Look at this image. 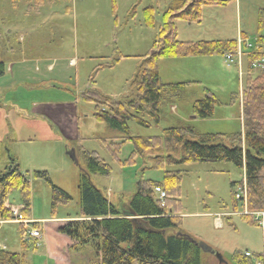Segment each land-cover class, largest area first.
I'll return each mask as SVG.
<instances>
[{
  "label": "rangeland",
  "instance_id": "1",
  "mask_svg": "<svg viewBox=\"0 0 264 264\" xmlns=\"http://www.w3.org/2000/svg\"><path fill=\"white\" fill-rule=\"evenodd\" d=\"M169 1L115 0L113 5L112 0H0V62L5 66L0 77V172L13 159L28 179L30 193L23 235L19 221H1L0 250L24 256V264H95L98 258L91 247L74 249L70 246L74 241L58 231L62 219L79 215L81 151L88 150L110 168L108 176L90 175V181L120 209L127 208L138 182H160L164 170L181 171L176 195L180 209L172 216L179 217L185 234L223 259L219 263L211 253L202 252L201 264H238L231 260L234 252H249V264L264 256V230L242 218L245 206L232 209L231 183L244 181L241 169L229 162L175 167L164 162L157 167L152 153L135 156L130 165L120 164L118 160L125 161L133 151L132 142L115 149L111 142L123 141V135L98 122L94 104L84 98L89 92L114 101L132 98L131 82L144 56L153 51ZM224 1L221 6H204L199 23L175 21L177 41L238 42L243 32V40L254 45L259 12L264 24V0ZM148 6L154 9V27L143 24L142 10ZM257 32L264 34L263 25ZM240 70L238 61L229 63L225 55L160 59L161 82L191 84L183 101L163 109L158 124L142 127L128 122L131 136H159L180 122L200 133L243 136ZM203 88L218 103L207 119L197 118L191 109L192 102L204 97ZM62 117L73 135L62 128ZM228 137L223 139L226 146ZM34 171H46L52 184L72 198L70 203L52 210L51 188L34 179ZM238 187L233 190L239 192ZM7 204L15 214L22 209L17 190L8 195ZM33 223L41 235L35 241L27 239ZM22 239L27 240L25 248Z\"/></svg>",
  "mask_w": 264,
  "mask_h": 264
},
{
  "label": "trees",
  "instance_id": "2",
  "mask_svg": "<svg viewBox=\"0 0 264 264\" xmlns=\"http://www.w3.org/2000/svg\"><path fill=\"white\" fill-rule=\"evenodd\" d=\"M225 3L224 0H170L162 12L153 51L144 56L140 70L131 82L132 98L114 101L92 92L85 94L84 98L94 104L93 115L98 122L123 135V141L111 142L115 149L124 141L132 142L133 151L125 161L118 160L120 164L130 165L135 156L151 153L155 155L152 159L157 167H163L164 162L171 167L199 162H229L244 173V181L231 183L233 211L242 205L248 211H264V68L257 71L251 68L252 62L264 58V34L258 35L251 47H241L243 136L200 133L182 122L163 129L159 136L150 137L131 136L128 127V122L142 127L158 124L165 107H174L184 100L185 88L190 82H161L158 74L160 59L235 55L237 40L180 42L176 39L175 21L199 23L204 6ZM142 17L144 26L154 27V9L151 6L142 10ZM241 37L246 39L245 35ZM4 72V63L0 62V77ZM203 93L204 97L192 102L191 109L197 118L207 119L212 117L218 103L208 89L203 88ZM225 137H228L229 146L223 143ZM81 157L84 170H81L78 181L79 215L58 229L74 241V249L91 247L98 258L95 264H201L202 251L197 245L198 240L185 234L180 228L179 217L172 216L180 209L176 199L180 170H164L160 182H138L127 208L120 209L112 205L89 179L90 175L108 176L109 166L94 151L82 150ZM33 178L50 186L52 210L70 203L72 198L52 184L46 171H34ZM236 185L239 189L245 186V203L243 197L236 199L233 190ZM156 187L165 192L163 201L159 200ZM16 190L23 205L17 214L7 204L8 195ZM29 197L28 179L11 159L7 170L0 172V222L19 221L21 235L24 228L20 221H28ZM242 218L259 227L253 217L242 215ZM33 226L37 229V223ZM26 242L22 239L23 248ZM261 257L258 255L257 261ZM249 259L241 252L231 255V260L238 264H249ZM24 263V256L0 250V264Z\"/></svg>",
  "mask_w": 264,
  "mask_h": 264
},
{
  "label": "built area",
  "instance_id": "3",
  "mask_svg": "<svg viewBox=\"0 0 264 264\" xmlns=\"http://www.w3.org/2000/svg\"><path fill=\"white\" fill-rule=\"evenodd\" d=\"M241 45H243L244 47H247V48L251 47L250 44H247L246 42H243L242 40H239L238 41L237 51H236L235 55L231 54V53L230 54H225V59L229 63H233L235 60H237L239 66H240ZM251 68L253 70L264 68V58H262L259 61L252 62ZM238 191L239 192H236V195H235L236 199L240 200V198L243 197V201L245 203V197H246L245 186H243V188L239 189ZM155 192L157 193L158 198H159L160 201H163L165 199V197H166L165 192L161 188L156 187L155 188ZM242 215H248V216L253 217V219L257 222L259 227L261 229H264V211H248L247 209H245L242 212ZM38 238H40V233H39L38 230L32 229V230H30L28 232L27 239H38ZM0 248L4 249L3 246H0ZM244 255H245V257H250V253L247 252V251L244 252ZM256 264H264V256H262L261 260H259Z\"/></svg>",
  "mask_w": 264,
  "mask_h": 264
},
{
  "label": "crops",
  "instance_id": "4",
  "mask_svg": "<svg viewBox=\"0 0 264 264\" xmlns=\"http://www.w3.org/2000/svg\"><path fill=\"white\" fill-rule=\"evenodd\" d=\"M12 1H14V0H12ZM261 16V13L259 12L257 15H256V19H255V23H256V29H254V32L253 33H255V35H256V37L259 35V34H256V33H258L257 31H259L260 30V22L262 23L261 25H263V28H264V24H263V21H262V16ZM253 21V20H252ZM240 35H245V33H243V32H241V34ZM62 128H64L65 130H67V132H68V134H69V136L70 135H73L72 134V132H71V130L70 129H67V126H68V123H67V120L65 119V117H62ZM70 127H71V125H70ZM63 221H61V223H65V222H67V221H70V220H75V219H72V218H67V219H62ZM30 222H32V221H37V220H29ZM38 221H40V222H42V221H45V220H38ZM23 224H27V221H24V223ZM215 224H216V226L217 227H220L221 226V221H220V219H216V221H215ZM37 240V239H36ZM34 241V240H33ZM70 242V241H69ZM71 243V247L74 245V243L72 244V241L70 242ZM70 248V247H69ZM73 248V247H72ZM64 250V249H63Z\"/></svg>",
  "mask_w": 264,
  "mask_h": 264
},
{
  "label": "water",
  "instance_id": "5",
  "mask_svg": "<svg viewBox=\"0 0 264 264\" xmlns=\"http://www.w3.org/2000/svg\"><path fill=\"white\" fill-rule=\"evenodd\" d=\"M68 154L71 157V159H74L72 152H70ZM197 245L199 246V248L201 249L202 252L211 253L218 260L219 263H223L222 257L218 253H216L212 249H210L208 246H206L203 242L198 241Z\"/></svg>",
  "mask_w": 264,
  "mask_h": 264
}]
</instances>
